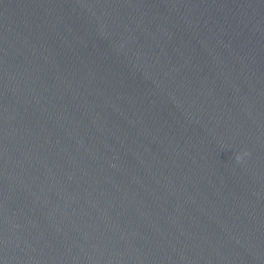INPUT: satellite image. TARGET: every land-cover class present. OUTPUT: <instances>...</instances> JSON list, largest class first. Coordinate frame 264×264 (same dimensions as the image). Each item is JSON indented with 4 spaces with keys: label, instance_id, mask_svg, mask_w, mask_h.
I'll list each match as a JSON object with an SVG mask.
<instances>
[{
    "label": "water",
    "instance_id": "water-1",
    "mask_svg": "<svg viewBox=\"0 0 264 264\" xmlns=\"http://www.w3.org/2000/svg\"><path fill=\"white\" fill-rule=\"evenodd\" d=\"M0 264H264V0H0Z\"/></svg>",
    "mask_w": 264,
    "mask_h": 264
}]
</instances>
